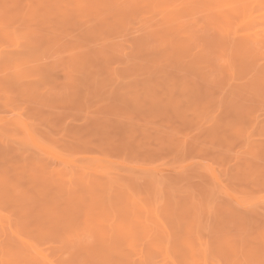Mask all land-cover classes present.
Returning a JSON list of instances; mask_svg holds the SVG:
<instances>
[{"label": "rangeland", "instance_id": "rangeland-1", "mask_svg": "<svg viewBox=\"0 0 264 264\" xmlns=\"http://www.w3.org/2000/svg\"><path fill=\"white\" fill-rule=\"evenodd\" d=\"M207 255L264 264V0H0V264Z\"/></svg>", "mask_w": 264, "mask_h": 264}, {"label": "bare ground", "instance_id": "bare-ground-1", "mask_svg": "<svg viewBox=\"0 0 264 264\" xmlns=\"http://www.w3.org/2000/svg\"><path fill=\"white\" fill-rule=\"evenodd\" d=\"M10 53V52H9ZM205 262L207 263V264H211V259H210V257L207 255V256H205Z\"/></svg>", "mask_w": 264, "mask_h": 264}]
</instances>
